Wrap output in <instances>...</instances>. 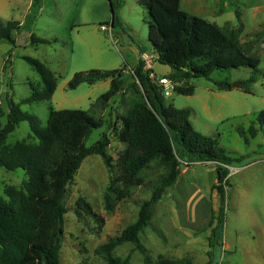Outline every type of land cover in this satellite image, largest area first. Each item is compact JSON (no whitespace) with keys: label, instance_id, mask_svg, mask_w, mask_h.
<instances>
[{"label":"rangeland","instance_id":"1","mask_svg":"<svg viewBox=\"0 0 264 264\" xmlns=\"http://www.w3.org/2000/svg\"><path fill=\"white\" fill-rule=\"evenodd\" d=\"M217 1L185 0L182 9L206 18L211 8L222 11L219 23L225 20L234 28H242L241 43L254 42L253 54L261 60L259 69L217 70L210 78L191 79L193 95L173 92L165 96V104L188 110L193 127L217 140L234 159L228 167L225 198L214 189L218 185L217 169L222 165L182 164L180 178L155 206L140 241L154 260L163 256L180 264H264V133L259 132L255 138L248 133L264 110V0H222L228 2L226 9L221 3L216 5ZM0 21H18L23 26L20 32L13 33L15 46L0 42L2 124L7 123L9 97L20 103L32 94L30 84L42 85L40 75L24 60L29 57L41 61L55 74L57 90L49 101L22 105L23 112L37 116L45 128L51 109L89 111L102 120L103 126L92 131L86 146L94 145L104 134L110 137L109 165L98 155L86 158L69 186L60 259L61 264H105L96 254L97 247L137 220L141 204L150 199L153 188L165 175L158 163L133 177L118 170L125 145L117 138V118L125 115L131 105V69L138 64L141 53L155 59L149 40L150 15L139 0H0ZM102 26L109 31H102ZM33 34L51 43L32 46ZM120 69L127 70L125 89L107 108L96 101L110 89L109 81L69 88L77 73ZM252 76H256V82L251 93L233 87L243 86ZM222 81L229 82L232 89L219 91L215 82ZM30 133L29 123H22L9 135L7 144L28 139ZM26 179L23 170L0 167V195L7 185L20 188ZM111 186L119 190L129 187V195L122 200H115L113 195V209L107 211L104 195ZM79 197H84L94 213L104 219L102 224L85 213L78 216ZM133 249L134 244L126 243L114 255L131 254L132 264H144L143 255L132 253Z\"/></svg>","mask_w":264,"mask_h":264},{"label":"trees","instance_id":"2","mask_svg":"<svg viewBox=\"0 0 264 264\" xmlns=\"http://www.w3.org/2000/svg\"><path fill=\"white\" fill-rule=\"evenodd\" d=\"M139 4L150 15L149 40L156 60L173 68L167 77L175 83L174 92L193 95L195 89L189 81L210 78L217 70L259 69L261 60L253 54L254 42L240 41L242 28H234L229 23L219 26L194 16L181 9V0H139ZM111 25H116V19ZM22 27L18 21L7 24L0 21V42L15 46L13 33L20 32ZM50 43L34 34L31 36L32 46ZM143 54L131 69L132 83L129 87L133 97L130 108L117 118L120 124L117 138L125 145L118 159V170L133 177L158 163L165 169V175L153 188L150 199L141 204L137 220L120 235L97 247L96 254L105 264H132L131 254L126 257L114 255L115 250L126 243L134 244L132 253L143 255L144 264H180L163 256L152 259L140 241V234L150 224L155 206L176 185L182 174V164L188 167L200 162L222 165L217 169L218 185L214 189L224 199V186L229 182L228 167L234 162L220 148L217 140L193 127L188 110L165 104L163 88L150 79ZM24 60L40 75L42 85L30 84L32 94L20 103L8 98L9 112L5 125L0 112V167L7 171L23 170L27 176L20 188L7 185L0 195V264H61L64 216L67 213L64 202L69 186L86 158L98 155L109 165L107 149L111 140L104 134L97 143L86 146L85 140L92 131L103 126L102 120L89 111L51 109L45 128L41 127L37 116L23 112L22 105L49 101L57 90L56 76L44 63L29 57H24ZM126 71L77 73L68 85L70 89H76L83 83L94 85L110 81V89L96 101V104L107 108L124 92ZM255 82L256 76H252L242 89L251 93ZM215 85L219 91L232 89L227 81L215 82ZM25 122L31 128L29 138L7 144L9 135ZM259 132L264 133V110L248 130L252 138ZM245 134L241 132V135ZM30 139L37 142L31 143ZM128 192L129 187L119 190L111 186L104 195L105 209H113V195L116 194L115 200H122L129 195ZM76 206L78 216L85 213L101 224L104 222L84 197H79Z\"/></svg>","mask_w":264,"mask_h":264},{"label":"built area","instance_id":"3","mask_svg":"<svg viewBox=\"0 0 264 264\" xmlns=\"http://www.w3.org/2000/svg\"><path fill=\"white\" fill-rule=\"evenodd\" d=\"M101 30L104 32L109 31V29L104 26L101 27ZM142 58L145 61V70L150 71V79L152 80V82L157 86L163 88V92L166 97L171 96L172 93L174 92L175 83L172 80H170L167 76L158 75L153 70L155 64L154 58H149L146 55L143 56Z\"/></svg>","mask_w":264,"mask_h":264},{"label":"crops","instance_id":"4","mask_svg":"<svg viewBox=\"0 0 264 264\" xmlns=\"http://www.w3.org/2000/svg\"><path fill=\"white\" fill-rule=\"evenodd\" d=\"M219 3H221V5H223V7H224V9H226L227 7H228V2L227 1H222V0H219V2L217 1L216 2V5H218ZM184 5H186L185 4V0H181V9L183 8V6ZM214 9V10H213ZM183 10V9H182ZM193 10H195V9H193ZM189 12V11H188ZM195 12H200V11H196L195 10ZM189 13H191V12H189ZM201 13V12H200ZM194 14H196V13H194ZM208 14H209V17H203L202 15H200L199 14V16H200V18H202V19H204L205 18V20H207V21H209V22H211V23H215V24H217V25H219V26H224L225 24H227L228 22L227 21H225V20H223L222 21V23H219L221 20H222V11H216V8H211V9H209V12H208ZM227 22V23H226ZM143 56H145V54H143L142 55V57ZM147 56V55H146ZM154 60H156V56H155V59ZM110 82V81H109ZM95 84H97V83H95Z\"/></svg>","mask_w":264,"mask_h":264},{"label":"water","instance_id":"5","mask_svg":"<svg viewBox=\"0 0 264 264\" xmlns=\"http://www.w3.org/2000/svg\"><path fill=\"white\" fill-rule=\"evenodd\" d=\"M110 6L112 8V3L110 1ZM114 21V14H113V17H112V23ZM153 70L158 74V75H161V76H168L169 74H171L173 72V68L171 65L169 64H165V63H162L160 62L159 60H156L155 61V64H154V67H153ZM233 87H242V84H235L233 85Z\"/></svg>","mask_w":264,"mask_h":264}]
</instances>
